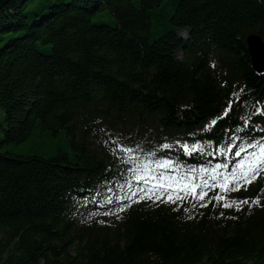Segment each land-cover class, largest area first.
<instances>
[{"label":"trees","instance_id":"trees-1","mask_svg":"<svg viewBox=\"0 0 264 264\" xmlns=\"http://www.w3.org/2000/svg\"><path fill=\"white\" fill-rule=\"evenodd\" d=\"M252 34L264 41V0L4 5L0 264H264V174L227 193L230 200L260 195L240 211L212 200L220 192L212 187L203 202H132L130 154L114 151L123 145L141 162L176 161L179 172L165 175L195 169L199 183L200 168L227 164L218 170L227 172L238 162L220 148L235 144L234 153L252 139L264 142L256 111L264 109V73L252 67ZM38 127L65 130L73 158L9 151ZM177 141L199 143L204 153L185 155ZM121 208L126 213L115 216Z\"/></svg>","mask_w":264,"mask_h":264},{"label":"snow or ice","instance_id":"snow-or-ice-1","mask_svg":"<svg viewBox=\"0 0 264 264\" xmlns=\"http://www.w3.org/2000/svg\"><path fill=\"white\" fill-rule=\"evenodd\" d=\"M241 91L243 90L241 89ZM232 97H234L237 102L240 100L238 93H232ZM233 102L231 98L228 100L227 107L222 114L223 116H226L228 112L231 111ZM256 111L264 115V109L256 108ZM216 122V119L211 120L208 127L215 125ZM176 144L179 145L185 155H192L194 152H199L200 154L204 153V148L199 143L189 145L177 141ZM172 147L173 146L168 143L161 145V148L164 150H171ZM235 148H237V146L232 144L228 147L219 149L221 155L227 154L231 156L234 154L239 158L234 167L227 172L218 171L220 169H228L229 166L227 164H218L211 170L200 168L199 172L202 175L199 183L196 182L195 169L190 170V172H185L182 175H165L169 169L177 173L179 172L176 168V161L165 158L163 160L141 162L138 161L134 155L135 149L123 145H119L114 151H122L126 154H130L129 161L125 162L132 164L130 171L136 182L135 190H132L131 187L129 189L131 195L128 196V199L132 202H139V200L142 199H152L153 201L176 204L177 201L182 203L189 197L194 202H203L208 196L207 189L212 187L219 188L220 190L218 194L211 197L212 200L216 202L223 201L224 208L235 207L236 211H240L241 207L245 204L258 205L261 199L260 195L252 198L245 197L243 199L230 200L227 193L239 191L241 188L246 190L253 181L264 174V142L252 139L246 144L240 145L238 150L233 153V149ZM152 155L155 154L153 153ZM153 164H155V169L152 167ZM206 173L211 175V183L204 178L203 174ZM261 192L264 193V189H261ZM192 206L195 208L197 204L193 203ZM199 206L205 207L206 204L200 203ZM123 210L124 209L121 208V211ZM185 210L187 211V209Z\"/></svg>","mask_w":264,"mask_h":264},{"label":"rangeland","instance_id":"rangeland-1","mask_svg":"<svg viewBox=\"0 0 264 264\" xmlns=\"http://www.w3.org/2000/svg\"><path fill=\"white\" fill-rule=\"evenodd\" d=\"M154 35H158V29L156 25L153 26ZM188 32H183L182 37L187 38ZM182 55H179L181 58ZM112 151V148H110ZM92 150H97L100 152L101 150L98 149L96 145L92 146ZM9 151L15 155L19 156H39L44 158H53L60 153L67 154L70 158H73L74 153L67 137L65 130H60L56 134L43 130L42 127H38L37 131L35 132L34 136L29 139L27 142L11 146ZM122 211L117 213L119 216ZM72 253L74 252L73 247H71Z\"/></svg>","mask_w":264,"mask_h":264},{"label":"water","instance_id":"water-1","mask_svg":"<svg viewBox=\"0 0 264 264\" xmlns=\"http://www.w3.org/2000/svg\"><path fill=\"white\" fill-rule=\"evenodd\" d=\"M13 0H0V9ZM252 67L258 74L264 73V41L259 35L252 34L246 39Z\"/></svg>","mask_w":264,"mask_h":264}]
</instances>
